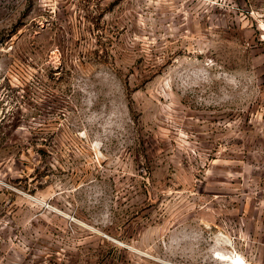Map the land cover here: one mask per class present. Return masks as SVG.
Wrapping results in <instances>:
<instances>
[{
	"label": "rangeland",
	"instance_id": "374dc122",
	"mask_svg": "<svg viewBox=\"0 0 264 264\" xmlns=\"http://www.w3.org/2000/svg\"><path fill=\"white\" fill-rule=\"evenodd\" d=\"M0 264H264V0H0Z\"/></svg>",
	"mask_w": 264,
	"mask_h": 264
}]
</instances>
